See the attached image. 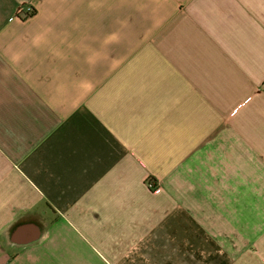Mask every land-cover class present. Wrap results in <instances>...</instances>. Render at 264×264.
<instances>
[{
    "label": "crops",
    "instance_id": "1",
    "mask_svg": "<svg viewBox=\"0 0 264 264\" xmlns=\"http://www.w3.org/2000/svg\"><path fill=\"white\" fill-rule=\"evenodd\" d=\"M0 264H264V0H0Z\"/></svg>",
    "mask_w": 264,
    "mask_h": 264
},
{
    "label": "built area",
    "instance_id": "2",
    "mask_svg": "<svg viewBox=\"0 0 264 264\" xmlns=\"http://www.w3.org/2000/svg\"><path fill=\"white\" fill-rule=\"evenodd\" d=\"M21 12H23V16L24 17H28L29 15L32 14L33 12V8L31 6H27V5H24L21 10ZM149 186L151 187V189H154L155 192H160V187H158L157 185H155L154 183L152 182H149Z\"/></svg>",
    "mask_w": 264,
    "mask_h": 264
},
{
    "label": "trees",
    "instance_id": "3",
    "mask_svg": "<svg viewBox=\"0 0 264 264\" xmlns=\"http://www.w3.org/2000/svg\"><path fill=\"white\" fill-rule=\"evenodd\" d=\"M149 182H151V181H149Z\"/></svg>",
    "mask_w": 264,
    "mask_h": 264
}]
</instances>
